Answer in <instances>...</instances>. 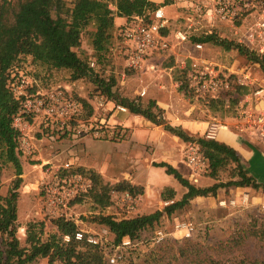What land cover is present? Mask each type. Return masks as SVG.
<instances>
[{"label":"rangeland","instance_id":"1","mask_svg":"<svg viewBox=\"0 0 264 264\" xmlns=\"http://www.w3.org/2000/svg\"><path fill=\"white\" fill-rule=\"evenodd\" d=\"M186 1L187 5L179 7L181 9L180 15L177 18L171 17L170 30L192 24L190 41L177 43L172 40L170 50L155 53L150 61V65L153 67H147L140 72L129 70L126 67V54L121 48L120 35L123 25L115 30V33L114 28L112 29V37L107 49L98 52L93 46V33L96 26L93 23L89 24L83 30L81 46L77 49L78 53L82 57L90 59V61L95 60L94 72L107 80L113 77L116 81L115 85L119 81L122 82V76H124L125 85L119 92L127 100L136 99L137 103L146 107L150 101L154 100L153 98L162 95L169 101L170 110L173 113L187 115V110L191 109L193 115L200 118V120L208 123L219 121L227 124L230 129L240 132H242L241 128H244L247 130L244 132L252 136L249 133L251 129L246 125V118L250 108L255 104L252 99L254 90L259 86H264V69L261 64L249 60L246 55L240 53L235 47L228 49L214 42H202L204 43V49L197 51L194 48L196 41H193L192 38L214 33L227 40V42L241 44L244 48H248L264 59V55H260L245 37L250 30H256L257 32L262 30L257 23L263 14L260 8L263 1L243 0L244 2L251 1L256 7L252 10L245 8L242 14L232 22L222 21L216 16L210 21L206 13L210 8L203 6L205 1ZM196 3L202 6L199 11H197ZM110 6L115 10L114 2H110ZM202 60L205 63H202ZM194 63L199 68H203L205 65L214 68L222 79L227 80L229 87L224 88L219 97L212 99L194 92L188 86L187 81L189 73L196 69ZM16 65L25 69L34 78L36 89L51 90L60 87L68 90L69 94L75 99L87 100L88 105H84L81 101L84 106L81 119L87 124H92V126L104 130L102 136H94L95 138L110 139L92 140L85 148L83 144H79L78 149L82 151L84 148L86 151L84 153L85 157L90 156L95 162L104 161L106 156L113 152L115 141L112 140L111 134L105 132L106 128L99 120V116L104 113H102V109L96 111L91 105L92 101H96V95L102 92L91 78L72 80L69 70L39 64L33 61L32 56H22ZM164 84L168 85V90L162 87ZM144 88L147 89V93L141 96L139 93ZM262 105H264V100ZM153 111L157 115L164 112L156 106L153 107ZM49 130V128L45 129L39 122L34 124V153L31 155L21 153L20 155L23 173H28L26 178L30 175V182L32 183V185H29L30 187L26 186L27 184L24 183L25 179L23 178L18 189L17 237L21 246L27 245V225L30 222H44V239L50 234L58 232L54 220L60 215L50 213L47 202L49 188L55 186L59 180H64L65 183L62 181L63 185L75 191V195L68 201L67 206L62 209L64 217L74 220L78 228L84 231L101 233L102 229L105 228L98 219L101 214L112 215L117 219L145 214L144 209L136 206L137 203L135 208L129 209L130 202L124 200L122 196L125 191L114 189L117 183H106L102 177V184L109 187L107 189L109 198H99L98 194L103 190L102 185H97L94 188V183H92L86 189H80L81 183L75 181L73 175L82 172L74 165L69 168L64 167V164L71 159L52 161L53 159L49 156L50 150L48 147L50 144L54 145L55 141L68 139V137L52 139L47 136ZM199 136L204 135H197L196 137ZM252 137L256 138L255 136ZM60 150L62 151L61 148ZM64 156L66 158V155ZM43 164L46 165L42 166ZM230 169L231 166L221 170L218 180H228L231 175ZM111 170L112 174H109V177L115 180L118 177L116 175H122L125 169L124 167L116 169L112 162ZM207 170L202 171L201 174L208 175L209 171ZM82 174L85 178L92 180L89 174ZM151 177V181L156 184L168 182L172 179V176L163 168H156ZM15 178L16 168L14 164L11 162L2 163L0 183V194L2 196L7 195ZM24 187L26 188L25 192H23ZM232 188L235 187L232 186ZM226 190L224 197L228 198L232 194L229 187H226ZM263 192V190L252 192V195L256 196L254 198L255 202L264 201ZM150 203L156 202L153 199L150 200ZM148 206L149 209L154 210L156 205L150 206L149 204ZM177 220H192L196 223L197 231H195L193 237H182V232L179 234L174 230V224ZM155 226V228L143 232L138 244L133 247L122 248L124 259L119 264H208V262L196 259L192 255L191 257L180 256L177 247L184 245L188 240H190L189 242L201 243V255L213 257L217 264H264V233L262 231L254 232L255 228L264 230V212L255 204L247 208L218 209L209 203H203L202 205L197 203L196 209H192V211H190L189 206H186L170 216H163ZM158 229H162L167 233L165 239L160 243L153 241V236ZM7 237L6 233L0 232V247H4L3 242ZM31 264L60 263H51L48 258H39Z\"/></svg>","mask_w":264,"mask_h":264},{"label":"trees","instance_id":"2","mask_svg":"<svg viewBox=\"0 0 264 264\" xmlns=\"http://www.w3.org/2000/svg\"><path fill=\"white\" fill-rule=\"evenodd\" d=\"M110 2H114L115 10L111 8ZM155 8L157 5L151 0H0V183L2 163L11 162L16 168V178L7 195L0 194V232L8 235L3 242L4 247H0V264H31L39 258H48L49 262L60 264H108L104 247L77 241L74 238L70 242L64 241L65 234L74 236L79 229L74 220L64 216L54 220L58 232L50 234L45 239L43 238L44 222L28 223L27 245L21 246L17 237V220L18 189L23 181L21 177L23 167L20 160L18 132L12 124L13 117L19 110V102L8 86V79L11 68L22 56H32L33 61L39 64L69 70L72 80L91 78L102 93L115 100L116 92L113 91L115 79L111 77L107 80L100 77L90 66V59L78 53L83 30L91 23L96 26L93 46L98 52H103L112 37L115 16L129 18L133 14H143ZM192 40L214 42L228 49L235 47L249 60L260 63L264 69V59L255 52L244 48L241 44L227 42L214 33L195 36ZM81 101L84 105H88L87 100ZM116 101L127 106L133 113L142 114L154 122H159L157 114L153 111L155 106L153 101H150L146 107L136 100H127V98ZM168 129L183 139L200 145L208 161V176L218 180L221 170L231 166L230 178L226 181L220 180L211 186L199 187L171 164L155 163L157 166L166 167V171L174 175L187 191L181 199L151 213L122 219L112 215L98 216L99 222L109 230L114 245L121 244L125 238L139 242L145 230L155 228L163 216H170L184 208L197 196L216 195L221 187L259 189L261 186L252 175H248L238 152L227 143L207 139L204 136L190 138L172 126H168ZM79 171L90 175L94 188L102 185L103 190L98 194L99 198H109L107 195L109 187L102 184L99 173L94 170ZM114 189L128 191L134 195L144 192L143 187L134 185L128 180L117 182ZM174 194L173 189H166L162 197L164 200L173 199ZM255 229L256 233L259 231L264 233L262 228ZM189 241L177 247L180 256L192 255L208 264H217L213 257L201 255V243Z\"/></svg>","mask_w":264,"mask_h":264},{"label":"built area","instance_id":"3","mask_svg":"<svg viewBox=\"0 0 264 264\" xmlns=\"http://www.w3.org/2000/svg\"><path fill=\"white\" fill-rule=\"evenodd\" d=\"M200 1V0H192ZM203 6L210 8L207 10V16L210 21L214 16L222 21H233L245 8L252 10L256 5L251 1L243 0H203ZM261 10L263 11L261 19L258 21V27L262 30H250L247 34V41L253 45L254 49L264 55V0H262ZM193 4V2H191ZM207 4V5H206ZM197 11L202 8L196 3ZM172 18L168 15L164 7L160 6L153 10H149L143 14H133L129 17L127 25L121 28L122 50L126 54V67L129 70L143 71L150 65L151 59L155 53L167 52L171 49V41L177 43H185L190 41V28L192 24L185 27H177L170 30ZM194 48L197 51L204 49V43L195 42ZM202 63H205L202 60ZM188 75V86L196 93L204 95L208 99L217 98L224 88L229 87L227 80L222 79L219 73L209 65L199 68L196 63ZM90 66L95 67V60L90 61ZM8 86L13 93L14 98L19 102V110L13 117V127L18 132L19 150L24 155L34 153V135L33 126L37 122L42 124L45 129L49 128L48 135L52 139L58 137H68L73 140L84 136L92 135L95 137L102 136L104 130L85 123L82 119L84 106L82 102L75 99L69 94L68 90L57 87L51 90L36 89L34 78L23 68L14 65L9 74ZM147 89L140 91V95L144 96ZM254 106L250 108L247 114L246 125L251 129L249 132L252 136L261 139L264 142V86L257 87L253 92ZM110 98L104 93L96 95V108L105 110ZM115 108L120 111H127L129 108L122 103L115 102ZM223 130H230L227 124L219 121H212L204 132V137L211 140H218ZM242 132L246 129L241 128ZM247 131V130H246ZM117 130L110 133L115 139ZM116 134V135H115ZM185 158L192 166L196 173H201L208 168V161L204 157L201 147L196 142H191L185 150ZM43 164L42 166H45ZM73 164L67 161L65 168L71 167ZM75 181H80V189H86L92 185V180L85 178L82 173L73 175ZM64 180H59L55 186H51L48 190V206L50 213L54 215L64 216L63 207L67 206L68 201L75 195V191L63 185ZM123 199L130 202V208H135V204L140 199V195L133 196L130 192L125 191ZM251 196L249 192H243L239 199L230 196L228 198L219 199V205L222 207H240L247 208L250 206ZM264 212V201L255 204ZM174 230L182 232V237L191 238L197 231L196 223L192 220H178L174 224ZM167 233L162 230H156L153 241L162 242ZM74 238L77 241H84L89 244L104 247L106 260L108 264H119L123 261L124 254L122 248L133 247L138 242H133L130 238H125L121 244L114 245L110 232L107 228H103L101 233H91L82 229L76 230L74 236L65 234L63 239L70 242Z\"/></svg>","mask_w":264,"mask_h":264},{"label":"crops","instance_id":"4","mask_svg":"<svg viewBox=\"0 0 264 264\" xmlns=\"http://www.w3.org/2000/svg\"><path fill=\"white\" fill-rule=\"evenodd\" d=\"M151 1L155 2L157 7H164L168 15L173 18H177L180 15L181 9H179V7L187 5L186 0H176L175 2L174 0ZM114 21L115 25L113 31L115 33V30L128 23L129 18L116 16ZM122 77L123 81H119L117 82L118 85L116 84L113 86V91L116 92V99H110L107 108L102 110V113L104 114L99 116L100 122L103 123L106 128L105 132L112 134L116 130L118 131L117 135L115 134L116 138H111L115 141L113 152H108L109 154L104 161L99 160L98 162H95L92 157H85L84 153L86 151L84 148L87 147V144L92 142V140L110 139L95 138L92 135H88L75 140L71 138L61 139L55 141L54 145L50 144L48 149L50 150L49 156L53 159L52 161L58 159L67 160L68 158L71 159L70 162L77 167L78 170H94L101 175L106 183L114 184L122 180H128L134 185L143 187L144 192L139 193L140 199L137 201L136 206L140 209H144L145 213H151L158 209H163L166 205L181 199L183 194L187 191V188L184 187L172 174H170L172 179L168 182L166 181L160 184L152 182L151 176H153L156 168H163L166 171V167L157 166L155 163L166 162L171 164L185 178L189 179L193 184L196 183V186L199 187L211 186L214 183L219 182L220 180L194 171L185 158V150L192 141L185 140L168 129V126H172L180 130L186 136L193 138L197 135H204L208 122L195 117L191 109L187 110V115L171 112L169 101L162 95L153 98V102L156 103L155 106L164 111L161 115L156 116L159 122H154L142 114L133 113L130 109L127 111L116 109V100L119 101L125 98L124 96H121L119 92L125 85V78L124 76ZM162 87L167 90L169 89L168 85L165 84ZM164 91L166 92V90ZM91 103L92 107L97 111L98 109L95 107V102L92 101ZM218 140L225 142L236 149L248 175H252L256 181L261 184L259 189H254L253 187L232 188V186H230L229 188L232 194L230 196L239 199L243 192H249L251 196L250 205L257 204V202L254 201L256 196L254 197L252 192L264 191V144L262 140L249 136L248 133L233 129L228 131L223 130ZM79 144L84 145L82 151L78 149ZM64 155H66V158ZM112 162L116 169H121V167H124L125 169L123 170L124 173H122V175H116L118 177H116L115 180L109 177V174H112ZM27 174L28 173H23L21 176L25 179L24 183L27 184L26 186H29L32 185V183L30 182V175L26 178ZM149 174L151 175L149 176ZM23 189V192H25L26 188L24 187ZM166 189L174 190L175 194L173 199H163L162 193ZM226 191V187H221L218 189L216 195L197 196L192 199L187 206H189L190 211L196 209L197 203L200 205L203 203H209L218 209L231 208L222 207L218 202L219 199L227 198L224 197ZM167 193L168 191L166 194ZM262 194L264 195V192ZM153 199L156 203H150V200ZM149 204L150 206L156 205L155 209H149ZM177 233L180 234L181 232Z\"/></svg>","mask_w":264,"mask_h":264}]
</instances>
